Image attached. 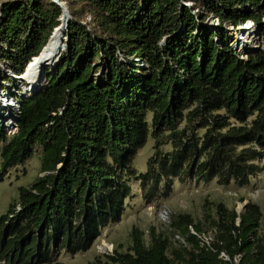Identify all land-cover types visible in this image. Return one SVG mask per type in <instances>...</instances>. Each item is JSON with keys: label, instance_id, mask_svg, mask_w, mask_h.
<instances>
[{"label": "trees", "instance_id": "16d2710c", "mask_svg": "<svg viewBox=\"0 0 264 264\" xmlns=\"http://www.w3.org/2000/svg\"><path fill=\"white\" fill-rule=\"evenodd\" d=\"M61 1L65 50L45 67L46 84L10 92L16 109L0 116V176L36 152L43 173L0 215V264H46L55 251L87 249L120 219L133 183L151 201L174 178L244 186L264 169V0ZM61 14L51 0L3 2L0 63L8 72L39 55ZM207 15L233 28L251 20L263 48H244V57L226 29L202 24ZM0 77L1 89L14 82ZM149 133L153 154L138 172L133 160ZM203 219L172 215L169 226L185 244L153 228L146 241L133 227L125 251L89 264H264L257 204L237 213L218 203ZM189 226L213 230L210 247Z\"/></svg>", "mask_w": 264, "mask_h": 264}, {"label": "rangeland", "instance_id": "374dc122", "mask_svg": "<svg viewBox=\"0 0 264 264\" xmlns=\"http://www.w3.org/2000/svg\"><path fill=\"white\" fill-rule=\"evenodd\" d=\"M1 1L2 0H0V7L3 4ZM262 19L264 21V18ZM86 21H88V18ZM202 22L208 26H216L218 21L211 15H207ZM219 26L226 29L229 35L234 37L232 39L237 40L235 47H237L238 50L241 49L240 45L243 43L246 44L245 46L248 45V47L263 46L262 38L255 32L254 26L252 29L250 28V30L244 29L243 25H240L241 27L236 28L237 32L234 30L230 31L231 26L226 24H220ZM252 31H254V33H252ZM246 33H250V35L254 34L255 38L246 36ZM234 43L235 40H233L232 44L234 45ZM56 62L51 68L55 67ZM29 63L30 62L26 63L23 70L18 74L8 72L4 64L0 63V70L5 73L7 72V74H10L14 79V82L10 81V83L1 81L3 88H0V95L2 96L3 103L0 104V116L2 118L10 115L7 110L12 109L10 107L16 105L15 103L13 105L9 93L15 90L23 94L25 88L29 86L24 77H22ZM43 70H41V78H43L44 86L46 84V74ZM12 84H15L16 88L19 90L13 88ZM27 93L25 92L24 94L29 95ZM5 96L7 99H5ZM7 103L10 104V106L7 105ZM14 108L16 109L15 106ZM153 144L154 140L149 133L146 143L138 150L133 160V166L138 172H143L146 169L147 161L153 154ZM170 148L171 145L168 143L160 147L162 151H168ZM259 163L264 166V156ZM41 175H43V173L39 171L37 152L32 155L24 165L13 167L2 172L0 176V215L5 212L9 202L17 197L18 188L20 186H29ZM131 193V196L125 201V209L120 219L103 227L99 236L94 239L87 249L75 253L55 251V253L52 254L50 262L46 264H89L97 256L103 259L104 255L111 254L115 248L118 251H125L130 244L129 233L133 227L144 233L143 237L146 241L148 239V231L153 228L155 232L164 234L169 241L174 243L176 241L173 237L176 232L169 226L172 215L177 213H189L196 220L206 224L203 217L206 214H209L211 217L215 216V205L218 203L222 204L227 209H233L240 213L248 202H253L260 208L264 220V169L259 175L251 178L249 183L244 186H239L233 181L227 185H220L216 183L215 180L209 182H196L189 179L178 181L174 178L172 180L170 192L167 194L159 193L151 201H145L142 198L137 183L131 185ZM162 209L167 210L168 218L164 219L160 216ZM223 258L228 259L226 256H223ZM233 261H238V255L235 256Z\"/></svg>", "mask_w": 264, "mask_h": 264}, {"label": "bare ground", "instance_id": "6f19581e", "mask_svg": "<svg viewBox=\"0 0 264 264\" xmlns=\"http://www.w3.org/2000/svg\"><path fill=\"white\" fill-rule=\"evenodd\" d=\"M68 19H69V13L67 10L63 8L61 18L59 20L60 24L58 25V28L53 33V35L50 38H48L43 50L39 53L38 56H36L32 61H30V63L27 65L26 69L23 72L22 77H24L25 81L29 85L27 88H25L24 93L28 92L27 94H31L34 91L41 88V86L43 85V78H41V70H43V68L45 69V67L51 68V66L58 59L59 54L65 50V44H64L65 37L63 36L67 29ZM246 36H249L250 38L251 37L255 38L254 34L250 35V33L247 34ZM5 99H7V97ZM2 103H3L2 96L0 95V104ZM8 103L7 105L10 106V104ZM7 111H9V109Z\"/></svg>", "mask_w": 264, "mask_h": 264}, {"label": "built area", "instance_id": "2783aa9c", "mask_svg": "<svg viewBox=\"0 0 264 264\" xmlns=\"http://www.w3.org/2000/svg\"><path fill=\"white\" fill-rule=\"evenodd\" d=\"M183 4L184 5H186V6H188V7H190L191 6V2L190 1H186V2H183ZM195 10V11H194ZM193 10V12L194 13H196V12H202V9H198V8H195ZM215 18V17H214ZM216 20H217V18H215ZM218 21V20H217ZM202 24L203 25H205L204 24V22H202ZM216 25H218V22H217V24ZM240 25H243V28L244 29H252V27L254 26V28H255V32L261 37V35H260V33H259V31L256 29V26L253 24V22L251 21V20H246L244 23H242V24H238L235 28H233L231 25H229V26H231V29H230V31L231 30H234V31H236L237 32V27H241ZM250 29V30H251ZM239 31V30H238ZM254 31H252V33H254ZM247 34V33H246ZM234 38V37H233ZM233 40H235V43H234V45L236 46V43H237V40L236 39H233ZM233 45V44H232ZM237 45H239V44H237ZM246 44L245 43H243V44H241L240 46H241V49H239V51H242V54H243V56L245 57L246 55V53H244V51L242 50V49H244V48H250V50H252V49H262L263 48V46L262 47H253V46H249L248 47V45L247 46H245ZM245 46V47H244ZM243 56H241V57H243ZM14 127L13 126H11L10 127V129L9 130H7L8 132H13L14 131ZM160 216L162 217V218H168V213H167V210L166 209H162L161 210V212H160ZM189 232L191 233V234H193L195 237H196V239L198 240V242L200 243V245H204V246H206V247H210V243H211V241L213 240V238H214V233H213V230H207V231H204V232H197V231H195L192 227H190L189 226ZM174 240L176 241V242H178V243H181V244H185V240H184V238L181 236V235H179V234H177V233H175L174 234ZM223 256H225V254L223 253V252H220V257H222L223 258ZM225 259V258H224Z\"/></svg>", "mask_w": 264, "mask_h": 264}, {"label": "water", "instance_id": "95a60500", "mask_svg": "<svg viewBox=\"0 0 264 264\" xmlns=\"http://www.w3.org/2000/svg\"><path fill=\"white\" fill-rule=\"evenodd\" d=\"M4 1H5V0H2L1 2L3 3ZM51 1L54 2V3H56L61 9L64 8L65 10H67V9H66V6H65V3L62 2L61 0H51ZM60 18H61V15L59 16L58 20H60ZM57 28H58V26H56V27L53 28V30H52V32H51L49 38L53 35V33L56 31ZM63 37H65V39H66V36H63ZM45 45H46V43H45ZM45 45L41 48L40 52L43 50V48L45 47ZM40 52H39V53H40ZM237 213H238V212H237Z\"/></svg>", "mask_w": 264, "mask_h": 264}]
</instances>
